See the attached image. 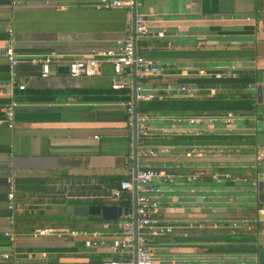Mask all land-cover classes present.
<instances>
[{"label": "crops", "instance_id": "0c3cea01", "mask_svg": "<svg viewBox=\"0 0 264 264\" xmlns=\"http://www.w3.org/2000/svg\"><path fill=\"white\" fill-rule=\"evenodd\" d=\"M136 12L147 14L150 29L149 35L136 37V53L162 68V75L145 76L143 83L165 94L162 99L136 100L137 111L150 117V134L145 142L137 138V149L141 145L157 150L138 162L145 160L173 175L172 181L153 180L159 188L158 219L174 227L171 235L151 239L154 259L157 264L183 258L209 264L249 261L252 255L207 249L255 246L264 227V204L248 207L242 192L253 166L264 160V104L242 99L239 90L221 81L248 73L250 92L264 83V0H136ZM132 23V14L101 7L98 0H0L1 86L10 79L3 54L7 25L12 26L11 44L20 57L51 50L59 55L47 76L37 64L21 62L16 67L25 88H12L13 127L0 126V251L11 254L0 264H100L133 258V250L118 251L109 241L86 247L83 239L69 235L31 237L40 227L108 235L117 221L133 219L132 193L123 194V199L130 198V207L123 206L127 214L115 221L98 216L77 221L65 207L80 200L117 203L108 196L110 189L133 175V128L121 103L133 101L136 71L127 68V86L116 90L109 63L101 64L93 76H71L64 70L75 57L115 50L116 40L132 33ZM158 31L164 36H157ZM216 71L229 74L215 78ZM181 86L192 95H179ZM8 101L0 96V119ZM227 113L234 115L228 126L191 125L185 119ZM165 146L169 152L160 151ZM191 146L205 148V153L185 156ZM9 160L16 188L14 240L4 236ZM196 168L207 174L191 180L189 174ZM215 172H227L231 178L215 181ZM233 222L239 225L235 234L230 233ZM202 223L204 228L198 226Z\"/></svg>", "mask_w": 264, "mask_h": 264}, {"label": "built area", "instance_id": "2783aa9c", "mask_svg": "<svg viewBox=\"0 0 264 264\" xmlns=\"http://www.w3.org/2000/svg\"><path fill=\"white\" fill-rule=\"evenodd\" d=\"M100 6L104 8H122L127 14H131L133 7V0H98ZM6 31L8 35V42L4 48L3 54L9 63V75L10 79L5 86L0 85V96L9 97V101L3 106L4 118L0 119V126L4 125L7 128H12L14 125V113L16 102L12 100V88L18 87L19 89L25 88V83L17 78L16 67L21 62H27L31 64H37L40 66L41 75L47 76L50 64L56 61L58 53L54 50L49 52L32 55L30 57H20L13 45L11 44L13 31L12 26L7 25ZM135 37L147 36L150 34L148 26L147 14L142 12L135 13ZM157 36H164L163 31L155 33ZM103 63H109L113 67V75L110 78L111 87L113 89H123L127 86L124 79V72L127 68L134 67L137 75V81L135 84V99L151 100L162 99L165 94L158 93L145 87L143 78L149 75L159 76L162 75V68L152 59L145 58L135 54V46L133 33L126 32L121 38L116 40L115 50L106 51H91L79 57H75L69 60L67 67L68 73L71 76H93L99 72V67ZM229 73L225 71H216L213 76L215 78H222ZM179 95L191 96L192 93L185 86L180 87ZM174 96V94H173ZM127 113V124L130 128L136 125L137 138L145 142V138L149 133V115L146 112H136L134 115V103L132 100H125L122 103ZM264 115V112H263ZM234 118L233 114H217L207 116L203 114H196L185 118L191 125H201L203 123L218 124L220 126L232 124ZM215 133V131H213ZM97 137V136H96ZM137 149L138 158L145 159L156 153L154 148H146L139 146ZM161 152H169V147L165 146ZM205 153V148L199 146H191L185 151V156H198L201 157ZM7 191H6V223L7 228L4 231V236L10 240H14L17 236L16 231V188L14 182V172L12 161L7 163ZM206 171L202 168L193 169L189 178L191 180H197L198 178L206 175ZM211 177L215 181H221L224 179H230L231 175L227 172H215L211 174ZM155 178L165 179L168 181L173 180L172 173L165 172L164 170L156 169L149 165L145 160H141L137 164V172L135 178L131 175L129 178L120 180L117 185L112 187L109 192V197L118 201L122 198L124 193H132L134 187L137 190L136 196V214H137V236L136 242L133 238V219L117 221L115 227L105 235L104 232L95 231L92 233L87 232L84 229L76 228H57V227H40L31 232V237L40 238L46 236L61 237L63 235H69L74 238L83 239V244L86 247H98L100 245L111 243V247L118 251H132L136 245V264H157L150 246V241L153 237L158 235H171L174 232V227L170 224L162 223L157 216L159 210L158 192L159 188L153 183ZM82 198V195L77 196ZM90 196L89 198H92ZM200 228H204L205 224H199ZM217 223H213V227H216ZM239 225L237 222L230 224V233L235 234ZM109 238V239H108ZM255 247L258 249H264V227L261 230L260 237L255 241ZM11 254L7 251H0V259H9ZM255 255H252L248 261H240L239 264H255ZM100 264H134L132 257H121L120 259L105 261ZM170 264H209L208 261L194 262L191 259H175ZM215 264H221L215 262Z\"/></svg>", "mask_w": 264, "mask_h": 264}, {"label": "water", "instance_id": "95a60500", "mask_svg": "<svg viewBox=\"0 0 264 264\" xmlns=\"http://www.w3.org/2000/svg\"><path fill=\"white\" fill-rule=\"evenodd\" d=\"M135 13H136V0H133L132 7V33L135 43ZM135 54L136 46H135ZM134 68V67H133ZM65 71H68V67H64ZM135 70V68H134ZM135 84L136 78L134 77L132 83L133 90V103H134V115L137 112V101L135 99ZM251 91L254 94V102L257 104H264V83H257L254 87L251 88ZM133 160H134V168H133V177L135 178L137 172V164H138V156H137V135H136V125L133 126ZM243 186L242 192L245 204L248 207H257L260 204H264V160L258 161L252 168V173L248 181H246ZM136 196L137 190L134 187L132 191V210H133V238L136 242L137 236V214H136ZM127 207H123L118 205L117 203L111 204H88L82 202L81 200L77 204H68L65 207V213L72 217L77 221H86L90 219L92 216H98L104 221H115L122 217L123 214H127ZM207 253H222V254H232V255H240V254H250L255 255V264H264V249H258L253 245H221V246H213L207 249ZM133 260L134 264H136V245L133 249Z\"/></svg>", "mask_w": 264, "mask_h": 264}, {"label": "trees", "instance_id": "16d2710c", "mask_svg": "<svg viewBox=\"0 0 264 264\" xmlns=\"http://www.w3.org/2000/svg\"><path fill=\"white\" fill-rule=\"evenodd\" d=\"M221 79H219V80H221ZM247 80H248V73H242L240 76H237L236 78L225 79V80H221V81L223 82L224 85L228 86L229 88H235L236 90H239L241 92L240 94H241L242 99H247V100L250 99L251 101L254 102V94L252 92H250V88H249V84H247ZM125 99L126 98L124 97L123 100H125ZM120 180L121 179H119L118 182ZM117 203L121 206H127L129 208L130 207V198L127 197L126 200L122 198Z\"/></svg>", "mask_w": 264, "mask_h": 264}, {"label": "rangeland", "instance_id": "374dc122", "mask_svg": "<svg viewBox=\"0 0 264 264\" xmlns=\"http://www.w3.org/2000/svg\"><path fill=\"white\" fill-rule=\"evenodd\" d=\"M223 125V124H222ZM250 254H245V256H249Z\"/></svg>", "mask_w": 264, "mask_h": 264}]
</instances>
